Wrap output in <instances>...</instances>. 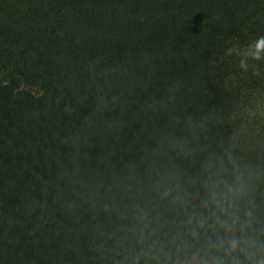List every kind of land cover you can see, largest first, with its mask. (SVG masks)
Here are the masks:
<instances>
[{
	"label": "trees",
	"instance_id": "1",
	"mask_svg": "<svg viewBox=\"0 0 264 264\" xmlns=\"http://www.w3.org/2000/svg\"><path fill=\"white\" fill-rule=\"evenodd\" d=\"M0 264H264V0H0Z\"/></svg>",
	"mask_w": 264,
	"mask_h": 264
},
{
	"label": "rangeland",
	"instance_id": "2",
	"mask_svg": "<svg viewBox=\"0 0 264 264\" xmlns=\"http://www.w3.org/2000/svg\"><path fill=\"white\" fill-rule=\"evenodd\" d=\"M36 93V91H34Z\"/></svg>",
	"mask_w": 264,
	"mask_h": 264
}]
</instances>
